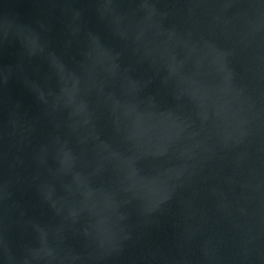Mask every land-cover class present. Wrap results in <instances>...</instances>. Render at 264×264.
Instances as JSON below:
<instances>
[{"label":"water","instance_id":"water-1","mask_svg":"<svg viewBox=\"0 0 264 264\" xmlns=\"http://www.w3.org/2000/svg\"><path fill=\"white\" fill-rule=\"evenodd\" d=\"M0 264H264V0H0Z\"/></svg>","mask_w":264,"mask_h":264}]
</instances>
